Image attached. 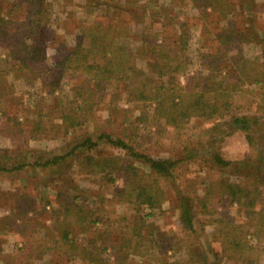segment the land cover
Instances as JSON below:
<instances>
[{
  "label": "trees",
  "instance_id": "obj_1",
  "mask_svg": "<svg viewBox=\"0 0 264 264\" xmlns=\"http://www.w3.org/2000/svg\"><path fill=\"white\" fill-rule=\"evenodd\" d=\"M189 1L199 10L194 18L188 14L178 18L170 11V6H164L163 17L162 13L154 11L149 14L150 11H146L143 26L136 37L141 42L134 49L128 42L129 28L116 27L112 21L99 19L82 29V35L74 45L68 46L64 39L59 46L64 54L47 65L44 63L47 47L49 41L54 40L51 36L54 31H51L49 23L52 1L13 0L8 11L10 17L0 16V37L10 39L7 52L4 56L0 54V106L3 98L9 100L11 94L15 99L13 80H8V74L12 73L13 78H25L33 85L40 81L47 97H60L66 81L70 84L73 95L67 103H63L60 114V128L66 134H73L88 124L100 107L108 108L112 113L125 103L134 105L139 113L129 115V123L134 124L132 133L127 134L129 139L98 131L75 135L66 153L51 157L38 152L32 154L33 158H28L26 153L10 155V149L0 148V174L35 168H47L50 174L52 168L71 158L87 171L103 174L110 181L116 179L114 175L122 174L125 185L115 193L117 201L130 204L138 212L148 207L150 214L152 209L161 208L166 200L163 180L175 183L180 163L196 159L222 174L212 185L206 186L200 196L198 193L187 194L183 189L177 192L183 228L195 234L185 236L191 238L184 240L187 262L226 264V260L233 259L240 264H264L261 255L264 250V154L252 153L237 160L226 158L218 138L212 135L192 147L185 144L184 151L177 158L153 156L135 143L142 126H170L182 132L193 118H198L213 122L216 127L229 125L231 131L228 134L240 129L246 133L249 144L254 145V130L262 122L258 116L233 113L234 93L241 89L246 79L249 82H264V73L253 72L256 63L243 57L241 60L246 64L234 61V67L230 68L228 50L238 41L258 40L255 35L256 15L248 20L250 27L245 32L237 27L236 17L241 13L236 12L235 1ZM107 6L112 7L110 4ZM23 11L24 18H18L17 15ZM218 14L229 20L220 30L215 25L217 31L213 32L210 25L220 24ZM147 17L149 20H146ZM10 18L13 20L10 21ZM7 23H17L18 27L11 31ZM195 26L200 32L198 56L202 69L192 78L197 81L184 83L182 76L187 74L193 60L190 49ZM40 114L29 125L30 128H23L26 139L36 138L47 130L43 122L45 115ZM12 119L19 127L23 124L17 122L18 112L12 115ZM101 144L121 149L122 155H103ZM137 162L148 166L149 171H144ZM232 170L237 178L235 180L230 173ZM78 198L65 207L66 216L76 210L78 215L81 212L79 217H86L90 209L82 206ZM224 199L237 209L238 216L230 217L219 210V204ZM201 214L220 216L214 219L217 235L213 238L208 236L209 240L196 235V221ZM86 219H89V224L97 221L91 217L90 211ZM78 223L81 221L76 219L74 226ZM55 224L70 227L72 223ZM74 226L71 228L74 229ZM50 232L44 247L41 242L26 244L24 250H20L16 263L8 259L7 264H69V261L72 264H107L104 253L109 247L115 255L114 264H126L131 253L141 254L146 249L147 236L141 233L112 240L108 232L96 230V236L88 238L86 244L79 242L77 236H69L71 230L65 229L55 239L59 247L54 244ZM249 235L255 237L253 244H249ZM156 237L159 243L161 236ZM214 239L220 241V248H215ZM246 251L252 253L246 254ZM56 252H59L57 255L61 261L57 263L54 257H50L51 262H47L46 255Z\"/></svg>",
  "mask_w": 264,
  "mask_h": 264
},
{
  "label": "rangeland",
  "instance_id": "obj_2",
  "mask_svg": "<svg viewBox=\"0 0 264 264\" xmlns=\"http://www.w3.org/2000/svg\"><path fill=\"white\" fill-rule=\"evenodd\" d=\"M51 17L49 23L51 31L50 37L54 40L49 41L47 47V59L45 64H52L59 59L64 52L59 50L65 39L68 46H72L82 35V29L96 20L102 19L105 22L112 21L116 27H127L131 30L128 36L131 48L140 44V39L136 38L143 26V19L146 11L153 14L154 11L162 13L164 6H170L171 12L178 18L188 14L192 18L199 14V10L191 5L189 0H51ZM97 1V2H96ZM237 3V11L240 16L236 17L237 27L240 30L249 29L248 20L256 18L258 40L238 41L228 50L230 68L234 67L235 62L243 63L241 57L255 62L253 72L262 71L264 73V0H233ZM13 0H0V16L8 18V11ZM96 4V5H95ZM107 4L112 7L107 6ZM197 14V15H196ZM17 15V13H15ZM14 15V16H15ZM24 18V11L17 15ZM220 24L212 23L213 32H216L215 25L219 30L227 25V20L218 14ZM13 18H10V21ZM146 20H149L147 17ZM7 27L14 31L18 24L7 23ZM194 39L191 44L190 54L193 58L190 68L186 75L182 76L183 82L197 81L192 79L201 71L199 60V27H194ZM218 30V31H219ZM256 30V28H255ZM246 32V31H245ZM10 39L0 37V54L7 52ZM206 50V48H204ZM235 61V62H234ZM10 76V78H9ZM264 76V75H263ZM235 79V77H232ZM8 80H13L15 88V99L10 95L9 100L3 98L0 106V148L10 149V155L26 153L28 158H33L32 154L38 152L45 157H51L66 153L75 135L83 136L88 133L109 132L114 136L128 138V133H132L134 124L129 123V115H137L139 110L134 105L122 103L121 108L112 112L108 108L100 107L92 115V120L81 126L73 134H66L60 128V114L63 103L72 98L70 84L66 81L64 90L60 97L48 95L42 87V83L37 81L35 85L27 83L25 78H13L12 73L8 74ZM241 89L234 93L233 113L258 116L261 125L254 130V145H250L246 133L240 129L228 134L229 125L214 126L213 122L193 118L187 129L177 132L174 128L142 126L139 130L137 147L144 152L156 157L177 158L184 151L185 144L192 147L200 140L215 136L218 138L221 152L226 158L237 160L252 153L259 156L264 154V82H246L241 84ZM66 95V97L64 96ZM7 101L9 103L7 104ZM17 101V102H16ZM16 106V107H14ZM14 107V111H12ZM124 108H128L126 111ZM18 112L21 126L15 125L12 115ZM40 115L47 127L44 133L38 137L26 139L23 128H30V124ZM126 115V116H125ZM213 125V126H212ZM211 130V132H209ZM222 134H224L222 136ZM223 137V138H222ZM100 152L103 155H122L121 149L109 144H101ZM10 164V163H9ZM137 164L146 172L149 167L141 162ZM42 170L35 168L21 170L13 173L6 172L0 174V264H7L8 259L16 263L20 250L26 244L40 243L44 247L46 236L50 230L54 244L59 246L58 239L62 235V230H71L69 236L79 237V242L87 244V239L96 236V230L108 232L112 240H120L122 236H138L140 233L147 236L145 240V250L141 254L131 253L127 257L126 264H192L187 262V249L184 243L185 236H194L184 230L178 207L177 192L183 189L187 194L201 195L205 187L217 180L222 172L213 170L210 165L200 163L193 159L187 163L181 162L177 171V181L175 183L163 180L166 200L161 208L152 209L144 207L143 211H136L128 203L117 201L115 193L121 190L125 183L121 175H114L115 180H108L103 174H96L87 171L79 166L71 158L66 159L58 167ZM235 180L236 175L230 171ZM226 174L229 175L227 172ZM79 197L81 205L90 209L91 217L97 221L89 224L86 217H79L74 210L66 216L65 207L73 203V199ZM198 199V197H196ZM219 210L228 214L230 217L238 216L237 209L224 199L219 204ZM218 214L212 217L206 214L199 215L196 221L197 236L209 237L217 235V224L214 219L219 218ZM89 218V217H88ZM81 223L74 226L75 220ZM68 223V226L55 224ZM12 226V227H11ZM74 226V229L71 227ZM141 232H138V230ZM138 234V235H137ZM161 236L159 243L157 237ZM209 236V237H208ZM190 239L187 237L186 239ZM202 238V237H201ZM193 239V238H192ZM249 244L255 237L247 236ZM215 248L218 249L221 243L218 239L213 240ZM61 245V244H60ZM161 245L162 247H160ZM60 247V246H59ZM168 247V248H167ZM24 250V249H23ZM252 253L246 251V254ZM56 252L53 255L47 254V262L50 257H54L57 263L61 258ZM264 262V250L262 251ZM107 264H114L115 255L111 247L104 253ZM163 260L164 262H162ZM69 264L72 262L69 261ZM226 264H240L230 259Z\"/></svg>",
  "mask_w": 264,
  "mask_h": 264
}]
</instances>
